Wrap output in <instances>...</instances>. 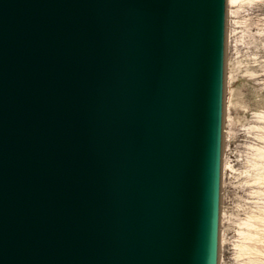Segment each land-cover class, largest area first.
<instances>
[{"label": "water", "instance_id": "95a60500", "mask_svg": "<svg viewBox=\"0 0 264 264\" xmlns=\"http://www.w3.org/2000/svg\"><path fill=\"white\" fill-rule=\"evenodd\" d=\"M227 0H0V264H219Z\"/></svg>", "mask_w": 264, "mask_h": 264}, {"label": "rangeland", "instance_id": "374dc122", "mask_svg": "<svg viewBox=\"0 0 264 264\" xmlns=\"http://www.w3.org/2000/svg\"><path fill=\"white\" fill-rule=\"evenodd\" d=\"M220 210L219 264H264V0L227 8Z\"/></svg>", "mask_w": 264, "mask_h": 264}, {"label": "bare ground", "instance_id": "6f19581e", "mask_svg": "<svg viewBox=\"0 0 264 264\" xmlns=\"http://www.w3.org/2000/svg\"><path fill=\"white\" fill-rule=\"evenodd\" d=\"M235 1H237V0H227V8H229L230 7V4L232 3V2H235ZM255 223V222H254ZM246 224L247 225H249V226H253V220H252V222L251 221H247L246 222ZM251 229V228H250ZM260 232V231H259ZM254 236V233H253V231H248L247 233H246V237L249 239V238H251V239H253L252 237ZM244 246H242L243 247V250H248L249 249V246L248 245H246V244H243ZM220 247V246H219ZM259 252V251H258Z\"/></svg>", "mask_w": 264, "mask_h": 264}]
</instances>
